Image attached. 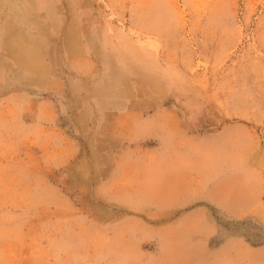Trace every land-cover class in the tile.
<instances>
[{
	"label": "rangeland",
	"instance_id": "obj_1",
	"mask_svg": "<svg viewBox=\"0 0 264 264\" xmlns=\"http://www.w3.org/2000/svg\"><path fill=\"white\" fill-rule=\"evenodd\" d=\"M0 264H264V0H0Z\"/></svg>",
	"mask_w": 264,
	"mask_h": 264
},
{
	"label": "bare ground",
	"instance_id": "obj_2",
	"mask_svg": "<svg viewBox=\"0 0 264 264\" xmlns=\"http://www.w3.org/2000/svg\"><path fill=\"white\" fill-rule=\"evenodd\" d=\"M31 1V0H30ZM23 2V1H22ZM28 2V1H27ZM27 2H23V7H20V5H18V4H16L14 7H12V9L16 12L17 10L20 12L21 10H23L24 8H25V6L26 7H29L28 5V3ZM25 4V5H24ZM23 13V12H22ZM24 13H26V12H24ZM31 36V35H30ZM17 46V45H16ZM15 56H16V54H15Z\"/></svg>",
	"mask_w": 264,
	"mask_h": 264
}]
</instances>
